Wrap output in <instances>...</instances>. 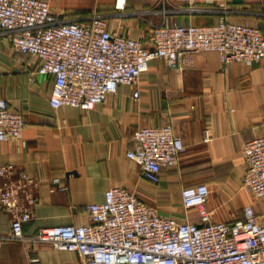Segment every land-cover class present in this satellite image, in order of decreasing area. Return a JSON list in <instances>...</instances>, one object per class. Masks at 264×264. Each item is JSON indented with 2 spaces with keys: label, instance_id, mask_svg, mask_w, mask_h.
Instances as JSON below:
<instances>
[{
  "label": "crops",
  "instance_id": "1",
  "mask_svg": "<svg viewBox=\"0 0 264 264\" xmlns=\"http://www.w3.org/2000/svg\"><path fill=\"white\" fill-rule=\"evenodd\" d=\"M45 1L63 19L105 16L111 33L143 43H148L152 24L162 19L159 0H125L123 11L114 9L116 0ZM228 7L230 22L257 27L264 37V0H228ZM169 18L185 26L214 24L219 16ZM38 65L37 59L12 50L0 33V97L26 123L23 143L0 142V165L12 164L40 182L32 218L23 225L25 235L86 224V207L102 203L111 187L130 190L161 216L179 221L199 222L195 211L185 218L180 199L181 188L198 184L209 188L206 209L212 222L242 216L247 204L256 211L264 208L240 188L243 145L264 137V59L251 66L231 62L222 69L216 53H202L182 73L156 60L139 78L138 100L132 88L121 86L88 112L53 110L52 78L39 75ZM166 124L182 137L185 149L178 166L163 169L160 182L153 184L126 153L134 147L138 128ZM53 178H60L66 190L50 193ZM9 232V215L0 210V234ZM31 257L41 264H84L76 253L42 244L5 241L0 246V264H29Z\"/></svg>",
  "mask_w": 264,
  "mask_h": 264
},
{
  "label": "built area",
  "instance_id": "2",
  "mask_svg": "<svg viewBox=\"0 0 264 264\" xmlns=\"http://www.w3.org/2000/svg\"><path fill=\"white\" fill-rule=\"evenodd\" d=\"M125 2L116 0L114 9L123 11ZM158 4L162 19L152 24L148 43L111 33L106 17L97 13L82 19L60 18L45 0H0V33L12 50L39 61V75L52 78L49 104L53 110L91 111L121 86L132 88V97L138 100L139 78L156 60L182 73L202 53H216L222 69L231 62L251 66L264 59L260 29L230 22L228 0H159ZM200 14L219 18L214 24L185 26L169 18ZM25 128L23 115L10 110L0 97V142L23 143ZM132 142L126 157L153 184L160 182L163 169L178 166L185 149L171 124L140 127ZM242 160L241 190L264 203V137L244 143ZM49 183L50 193L66 190L60 178ZM39 185L14 165H0V210L10 218V232L0 234V246L5 241L42 244L76 253L84 264H264V208L256 211L247 204L242 216L212 222L205 184L180 190L184 216L195 211L196 223L161 216L132 191L111 187L102 203L86 207V224L25 235L23 225L32 218ZM29 264L41 262L31 257Z\"/></svg>",
  "mask_w": 264,
  "mask_h": 264
},
{
  "label": "trees",
  "instance_id": "3",
  "mask_svg": "<svg viewBox=\"0 0 264 264\" xmlns=\"http://www.w3.org/2000/svg\"><path fill=\"white\" fill-rule=\"evenodd\" d=\"M217 21H218V20H217ZM217 21H216V22H217ZM216 22H215V23H216Z\"/></svg>",
  "mask_w": 264,
  "mask_h": 264
}]
</instances>
